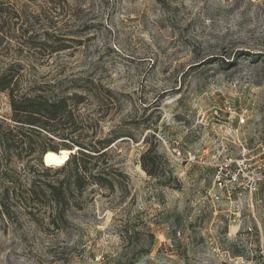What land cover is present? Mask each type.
Segmentation results:
<instances>
[{
    "label": "rangeland",
    "instance_id": "rangeland-1",
    "mask_svg": "<svg viewBox=\"0 0 264 264\" xmlns=\"http://www.w3.org/2000/svg\"><path fill=\"white\" fill-rule=\"evenodd\" d=\"M0 2L10 6L4 29L32 25L29 35L54 31L67 45L49 54L3 41L0 67L21 64L14 80L27 94L44 85L52 98L84 95L74 109L82 128L45 143L62 148L79 132L111 140L88 184L71 186L68 221L57 226L54 201L30 188L72 173L30 168L37 151L0 139V264H229L264 245V187L254 205L215 201L212 169L186 158L264 151V0ZM87 80L91 90L73 86ZM15 124L0 90V131ZM148 150L162 162L156 173L142 165Z\"/></svg>",
    "mask_w": 264,
    "mask_h": 264
},
{
    "label": "trees",
    "instance_id": "trees-1",
    "mask_svg": "<svg viewBox=\"0 0 264 264\" xmlns=\"http://www.w3.org/2000/svg\"><path fill=\"white\" fill-rule=\"evenodd\" d=\"M7 9H10V6L7 3L0 2V18ZM16 12L14 11V16L12 17H18ZM31 26L21 24L16 29L9 23L5 29L3 26H0V43L3 41L10 42L12 39H16L20 43L31 44L38 53L48 52L50 54L66 49L67 45L64 43V35H59L49 30L41 31L40 28L35 29L29 35ZM21 68L22 66L19 63H12L8 66L0 67V90L9 91L10 101L14 111V120L16 122L14 127L8 126L3 131H0V139L6 150L20 147L24 149V145L28 143L30 150L38 152L35 156L31 157L34 162L30 168L40 169L45 175H49L52 168H55L44 165L42 157L45 153L48 151L57 152L62 148L74 150L73 145L78 147L75 153H71L68 161L56 170V172L68 170L72 173L74 181L64 179L57 183L43 181V185L35 184L30 188V192L35 196H32L33 198L41 201L47 195L54 201L56 214L52 222L59 226L60 222L64 224L68 221L66 212L71 204V186H76L77 190H82L88 184V178L85 174L98 165V160L91 164V166L89 164L92 163L91 161L95 156L101 157L104 154L105 151L103 150L110 145L111 140H95L93 142L91 139L86 141L84 138L85 136H89V134L79 132V134L71 137L70 141L73 144L65 143L62 148L45 143L44 137H47L49 133H56L62 135L63 138H69L72 136V133L82 128L74 118V109L84 101V95L79 92H73L71 95L63 94L52 98L49 95H45L44 92L46 89L44 87L46 86L44 85L32 86L31 88L36 93L33 95L27 94L24 92L27 89L24 90L19 81L14 80L16 76L20 75ZM93 84V80H87L85 84L80 85L73 82V86L76 88H86L88 90H91ZM99 144L105 145L99 147ZM92 152H97L98 154L95 155ZM150 153L151 150H148L142 154V165L149 173H156L161 168L162 162L156 156H150ZM92 177H95L99 181L100 178H103L98 177V175H92ZM103 181H107V179H103ZM5 199H7L6 194L2 197V204L6 208L5 211L9 214Z\"/></svg>",
    "mask_w": 264,
    "mask_h": 264
},
{
    "label": "built area",
    "instance_id": "built-area-1",
    "mask_svg": "<svg viewBox=\"0 0 264 264\" xmlns=\"http://www.w3.org/2000/svg\"><path fill=\"white\" fill-rule=\"evenodd\" d=\"M187 160L193 163L203 162L212 169L213 187L211 195L215 201H229L238 208L242 205V197H247L251 205L255 203V195L264 187V151L250 154L247 149L237 155L226 154L217 159L204 158L197 152H189ZM246 231L252 232V227ZM229 264H264V245L249 248L247 254L234 256Z\"/></svg>",
    "mask_w": 264,
    "mask_h": 264
},
{
    "label": "bare ground",
    "instance_id": "bare-ground-1",
    "mask_svg": "<svg viewBox=\"0 0 264 264\" xmlns=\"http://www.w3.org/2000/svg\"><path fill=\"white\" fill-rule=\"evenodd\" d=\"M74 150H70L67 148H62L60 151H48L45 153V159L43 160L46 166L50 167H61L63 166L68 159L70 158L71 152Z\"/></svg>",
    "mask_w": 264,
    "mask_h": 264
},
{
    "label": "water",
    "instance_id": "water-1",
    "mask_svg": "<svg viewBox=\"0 0 264 264\" xmlns=\"http://www.w3.org/2000/svg\"><path fill=\"white\" fill-rule=\"evenodd\" d=\"M73 153H75V151H73ZM45 159V154L43 155V160Z\"/></svg>",
    "mask_w": 264,
    "mask_h": 264
}]
</instances>
